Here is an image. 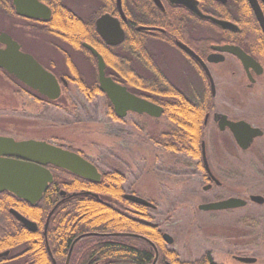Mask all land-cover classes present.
I'll return each instance as SVG.
<instances>
[{"label": "flooded vegetation", "instance_id": "af4514ba", "mask_svg": "<svg viewBox=\"0 0 264 264\" xmlns=\"http://www.w3.org/2000/svg\"><path fill=\"white\" fill-rule=\"evenodd\" d=\"M39 1L51 10L47 20L18 15L14 0H0V15L12 12L23 22L29 23L34 32V41L41 47L38 51H32L20 37L2 26L0 34L5 32L11 35L20 44V50L32 55L47 71L54 74L61 86L60 96L50 99L0 67V99L4 100L0 103V136L15 141L34 138L17 135V132H22L19 130L30 123L34 125V121L53 122L52 118L41 119L48 111L49 104L61 100L63 96L72 98L73 87L79 90L71 75L74 72L72 64L88 85L97 79L100 88L98 59V77L92 79L81 71L73 55L74 52L83 51L90 59L86 51H91L85 43L99 53L97 47L103 49L105 40L96 28V21L102 14L94 20L95 31L91 30L92 20L102 0ZM196 1L198 9L205 16H200L182 0H122L126 20L122 18L117 2V11L107 12L120 19L125 31L122 43L129 38L130 44L110 45L105 42L112 47L114 60L109 69L105 57L100 53L105 60L106 75L125 86L130 93L160 107L162 110L159 114L133 109L118 111L101 89V92L89 94L79 90L85 104L99 102L95 103L97 108L100 107L96 111L101 113L105 125L110 129L100 132V135L108 140L104 139L102 144L95 145L93 152H90L48 137L33 139L79 154L98 168L102 174L100 181L108 171L119 172L123 180L121 191L124 196L133 194L152 203L151 206L142 205L146 208L143 215H135L133 207H119L121 214L137 220L135 224H139L142 232H112L114 237L111 236L109 242L112 253L84 254V262L134 263L136 255L124 251L128 247L134 249V244L113 239L132 236L130 238L139 237L146 242L145 247L148 249L141 255L147 260L145 264H263L258 256L247 253L246 236L248 228H262L264 224V27L251 0ZM256 2L264 19V0ZM207 16L230 21L236 28H224ZM60 17L67 19L68 26L77 24L80 36H72L65 31L64 26L63 30L60 29L58 26L61 23L57 20ZM3 21L7 22L0 17V22ZM6 25L10 26L8 23ZM9 29H14L13 25ZM216 46L241 49L254 58L257 65L247 68L236 54L217 50ZM6 47L0 41V49ZM119 58L126 59V67L116 65ZM70 60L72 63H69ZM221 85L227 86L223 92ZM20 96L30 100L31 110L26 106L22 110L17 108ZM182 103L198 116L197 140L185 144L181 141V115H174L173 108L170 109L171 105ZM39 106L42 112L37 111ZM28 114L31 117L34 115L33 121L28 118ZM227 121H244L258 131L249 147L243 148L238 144L232 130L226 125ZM64 123L71 124L70 121ZM182 147H185V152L178 151ZM248 161L258 166L259 170L255 174L247 173ZM44 167L53 176L44 194L58 177L72 179L61 171L66 170L64 168L51 163ZM249 180L255 181L252 190ZM73 193H61V200ZM254 196L260 198L253 199ZM231 198L241 199L245 204L224 209L200 208L203 204ZM254 206L257 210H247ZM11 209L14 208L9 209L12 214ZM183 211L210 214L209 223L213 227L226 228L227 234L221 245H217L221 238L213 240V246L219 248L223 245L224 248L218 250L203 242L193 245L187 242L191 237H181V234H191L189 230L194 231V236L205 226L203 221L195 220V214L194 220L182 226L176 214ZM30 220L36 223L35 230L22 224L33 233L40 231L45 238V224L40 227L36 220ZM15 224L7 222L5 217L0 221L4 229L7 225L13 227ZM20 233L21 230L17 232ZM4 244L6 242L0 239V264H34V255H22V250L27 247L25 243H17L9 248H5ZM72 254L68 252L63 264H71ZM61 256L54 255L52 250L50 254L48 250V262L51 264H60ZM247 258H254V261H247Z\"/></svg>", "mask_w": 264, "mask_h": 264}, {"label": "water", "instance_id": "95a60500", "mask_svg": "<svg viewBox=\"0 0 264 264\" xmlns=\"http://www.w3.org/2000/svg\"><path fill=\"white\" fill-rule=\"evenodd\" d=\"M182 2L200 16H205L198 9L196 0H182ZM251 3L264 27V19L256 0H251ZM14 5L18 15L28 18L42 17L47 20L51 14V10L39 0H14ZM117 7L122 18L126 20L122 0H117ZM207 17L211 18L215 23L224 28H236V25L230 21L211 16ZM96 28L107 44L117 45L122 43L125 38V31L121 26L120 19L114 17L110 13H104L97 19ZM0 41L7 45L6 49H0V67L5 68L25 84L40 91L50 99H56L60 96L61 86L54 74L47 71L32 55L22 52L20 50V44L14 40L11 35L5 32L1 33ZM85 45L98 59L100 89L108 95L116 110L133 109L141 112L147 111L151 114H159L161 112L162 109L160 107L130 93L125 86L118 84L112 79V77L107 76L105 72L106 64L103 56L91 45L86 43ZM215 49L230 51L236 54L247 68L250 66L255 67L257 65L254 58L234 46H216ZM226 125L230 127L236 141L243 148L249 147L254 137L258 135V131L244 121L237 123L227 121ZM47 163L64 168L75 175L94 182H99L102 176L96 166L75 152L43 141H36L33 139L15 141L13 138L0 136V193L9 191L33 205L38 204L49 183L53 181L52 173L44 167ZM81 193L85 192H75L71 194L70 197ZM62 194L66 195V191H62ZM94 195L98 197V194L95 193ZM124 197L137 204L147 206L152 205L147 199L137 195L126 194ZM257 198L260 197L254 196L253 199ZM64 199L65 198L61 201ZM61 201L59 203H61ZM59 203L50 211L45 223L44 234L50 254L51 249L48 243L47 231L50 218ZM243 204H245V201L231 198L218 203L203 204L200 208L204 210L224 209L241 206ZM11 212L30 230H35L37 228L34 221L30 220L19 211L11 209ZM93 234L97 233H87L84 235ZM81 237L82 236H79L74 240L69 255H71L75 243ZM246 260L254 261V258H247Z\"/></svg>", "mask_w": 264, "mask_h": 264}, {"label": "trees", "instance_id": "16d2710c", "mask_svg": "<svg viewBox=\"0 0 264 264\" xmlns=\"http://www.w3.org/2000/svg\"><path fill=\"white\" fill-rule=\"evenodd\" d=\"M116 11V0H102L101 6L98 8L97 14L92 20L93 24L91 26V30L95 31L94 20L96 17L106 12L115 13ZM57 20L61 23V25L58 26L60 29L63 30L65 27V31L70 33L72 36H80L81 33L78 30L79 27L77 24L68 26L66 18L62 19L60 17ZM51 28L56 27L52 26ZM87 41L89 40L87 39ZM128 44H130L129 38H127L121 45L125 46ZM95 45L99 46L97 44ZM97 48L105 57L107 68L110 69L114 62L112 47L108 46L103 41V49H100L99 47ZM124 51L125 52L123 53L126 54V50ZM86 53L91 57L94 65L97 66V58L93 56L91 52L86 51ZM69 63H72L71 60ZM115 63L120 68L126 67L125 58H119ZM72 66L74 67V72L71 74L73 76L72 78L77 82L78 88L81 92L87 94L92 92H101L97 79L95 83L88 85L78 69L73 64ZM96 71L97 69L95 70L97 78L98 76ZM172 108V113L174 115L180 113V117L182 118V144H185V142L196 141L198 116L193 113L190 107L184 105V103L171 105L170 109ZM178 151L185 152L186 150L185 147H182L181 149H178ZM61 171L72 177V179L64 180V177V179L58 177L37 205H32L9 191L0 193V213L3 215L2 216L0 214V221H2L5 217L7 222L16 223L13 227H8L7 225L6 229L0 226V239H3L6 242V244H4L5 248L12 247L17 243H25L27 247L22 250V255H34V264L36 262H39V264H51L48 262V250L45 238L41 232L39 231L33 233L29 231L10 213L9 209L14 208L20 211V213L24 214L28 218L36 220L40 227H42L46 222L50 210L61 201L62 191H66V195L73 192L85 193L66 197L63 201H61V203H59L58 207L51 216L48 227V243L54 255H63V257L61 256L62 260L60 264H63L72 242L79 236L82 237L75 243L71 264H90L88 263L90 260L84 262V254L94 255L112 253V247L109 245L111 236H113L112 232L117 230L142 232V228L139 224H135L137 221L136 219L132 220L118 211L119 207L129 206L133 207L135 215H143L146 213V208L141 204L134 203L124 198L123 192L121 191V184L123 183V180L119 172L108 171L104 174L100 182H93L84 177L75 175L70 171ZM95 193L98 194V197L94 195ZM132 221L134 222L132 223ZM19 230H21V233L17 234ZM87 233L97 234L84 235ZM130 237L132 236H129V238L122 237L113 239L124 240L126 243H129V245L134 244V249L128 247V249L124 251L134 253L136 255L134 259L135 261L132 264H145L147 260H145L146 258L141 255L146 253V250L148 249L145 247L147 246L145 244L146 242L139 237ZM30 260L31 259H29V262Z\"/></svg>", "mask_w": 264, "mask_h": 264}, {"label": "rangeland", "instance_id": "374dc122", "mask_svg": "<svg viewBox=\"0 0 264 264\" xmlns=\"http://www.w3.org/2000/svg\"><path fill=\"white\" fill-rule=\"evenodd\" d=\"M8 12V11H7ZM5 13L4 15H0V17L5 18L7 22L1 23L0 27L8 28V30L14 34L15 36L20 37L25 42L26 47L31 49L32 51H38L41 47L37 42L34 41V32L33 29H31L29 26V23L23 22L21 19H19L15 14L11 13ZM6 23L10 24V26H7ZM13 25L14 29H9ZM16 25V26H15ZM14 32V33H13ZM74 59L77 63V65L80 67L81 71L83 73H86L88 77H96L95 74V68L96 66L93 63V60L88 58L86 54L82 52H74ZM89 59V60H88ZM62 65L63 59H62ZM94 67V69H93ZM71 92L73 94V97L68 99V97H62L61 100H58L56 102H53L52 104H49L48 111L45 115H43V118L41 119H49L52 118L53 122L50 123H41L39 121H34V125L32 123L29 124V126H26L24 128H21L19 131L23 130L22 132H17V135L20 136H29L34 137L32 139H42L44 137H48L50 139H55L57 141L65 142V143H71L76 148L84 149L85 151L93 152V148L96 146H99L102 144V141L108 140L107 137H103V135H100L102 131L110 130L107 125H105L104 118L97 113V109H100V107L97 108L95 103H89L85 104L84 100L82 99L83 95L80 93V91L73 87L71 88ZM227 86L221 85V91L226 90ZM233 92V91H231ZM17 108L22 110L25 109V106L31 110L29 99L27 100L25 96H20L17 99ZM4 100L2 98L0 99V103H3ZM83 105V106H82ZM85 105V106H84ZM100 105V104H99ZM84 108V109H83ZM1 109V108H0ZM41 106L38 107V112L41 111ZM46 110V109H45ZM252 111V110H251ZM255 111V110H253ZM1 112V111H0ZM9 112V111H8ZM11 113V112H10ZM28 118H32L33 121L34 115L31 117V115L28 114ZM55 121V122H54ZM71 122V124L64 123V122ZM76 121H84L76 122ZM62 122V123H61ZM6 130L9 131V128H6ZM104 145V144H103ZM258 166L251 164L249 161L246 163V171L248 174H255L259 168ZM250 181V189H254L255 181ZM147 197V196H145ZM149 198L152 196H148ZM171 200V199H170ZM249 210H257L254 207H250L247 209ZM168 214V213H166ZM194 214L195 220L203 221L205 226L200 230V232L195 233L194 236L192 235V232L189 230L191 234H181L180 236H186L191 237L193 240H189L191 238H188L187 242H191L193 245L195 243H207L209 246H213V240L219 239L217 242V245H221V242H224L223 239L225 238L227 234L226 228H217L213 227L209 221L211 220L210 214L197 212V213H191L187 211H183L177 215V218L179 221L182 222V226L185 227V225L192 220H194ZM169 216V214H168ZM246 244H247V253L251 255L258 256L261 260V263L264 264V224L263 227L260 228H251L247 229V236H246ZM183 239V238H182ZM216 249L224 248L222 245L221 247L213 246ZM220 255L222 253L219 252Z\"/></svg>", "mask_w": 264, "mask_h": 264}]
</instances>
